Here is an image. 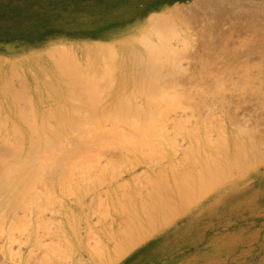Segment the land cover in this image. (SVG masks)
Masks as SVG:
<instances>
[{
  "label": "rangeland",
  "instance_id": "rangeland-1",
  "mask_svg": "<svg viewBox=\"0 0 264 264\" xmlns=\"http://www.w3.org/2000/svg\"><path fill=\"white\" fill-rule=\"evenodd\" d=\"M171 28L174 33L167 36ZM140 37L157 44L162 39L163 45L166 43L175 53L165 52L166 56L163 50L158 55L160 64L151 63L153 60L149 61L151 57H148L150 53L147 51V48L150 51L151 44L146 40L144 44L147 42L149 45L145 48L141 44L143 42L140 43ZM57 59L63 60L61 63L59 61L60 66ZM62 63L65 65L62 66ZM92 103L99 108V112H95L97 115L93 111L98 108L93 107ZM105 103L108 106L105 105L104 112L100 108L102 105L105 108ZM124 108L132 111H129L132 114L123 111ZM51 111L62 114L64 119L58 114L56 118L52 117L54 113ZM125 111L127 118L123 120ZM106 112L109 115L102 116ZM113 115L117 119L123 118L116 120ZM72 118H77L76 123L79 120L82 123L74 128L72 126L76 127V123ZM61 119L67 125L71 124L69 130H74L67 132L68 127ZM68 119L74 123H67ZM11 123H14L15 129L24 130L17 132ZM145 123L153 131L146 133V136H158L152 139L156 142L149 137L153 143L144 139L143 130L146 132L148 128ZM34 125L35 130L27 129ZM142 125L147 128L142 129ZM1 126H4L3 130ZM38 127L41 130L46 128L44 132L48 134L54 127L67 130V134H64L66 141L63 139L64 153L58 152L57 157L62 161L68 155L65 150L69 148L72 151V147H77L75 149H79L80 154L88 155L81 163L79 156L84 155H79L74 149L79 160L71 156L72 164L89 163L90 167L83 165L85 171L82 170V173L91 169L90 174L96 177V180L92 179L94 182L90 180L94 190L92 185H86L89 180L84 176L87 175L80 174L83 175L81 178L79 173H74L77 168L79 170L76 164L77 168L73 165L69 168L73 178L69 176L68 182H72L71 179L74 182L67 185H77L80 178L82 183L79 185L86 187L83 186L85 189L82 190V186L74 188L71 185V188L78 189L71 190L64 182L67 187L64 190V183L59 178L50 177V174H61L62 171L55 167L58 164L51 167L55 169L50 172L55 171L50 173L48 169L51 164L48 163L44 170L46 175L41 181L38 180L41 184L38 183V186L35 182V188L40 189L37 191L39 195L34 194L44 196L46 199L40 197L43 202L47 200L42 214V209L38 208L44 203L33 199L38 207L33 201L31 205L28 202L24 206L22 200L27 195L26 191L19 193L17 190L14 193L10 186L7 187L9 184L2 185L0 190H6L8 194L6 196L4 192L1 196H9L10 199L22 197V200L19 199L24 207L17 202V198L9 200L10 203L9 198L6 200L10 206H6L5 198L0 200V204L4 202L0 206V216L3 217L0 219V264H5L6 258L18 259L23 256L26 259L36 257V262L41 260L46 264H52L55 259H59L55 260L58 264L61 261V264L65 261L68 264H82L78 263L80 260L83 264H264V0H0V137L7 129L5 137L8 136L11 141L5 145L9 139L0 140V145L7 146L10 152L15 146L12 143L16 144L23 138L20 141L23 147L20 154L26 159L25 162L33 164L37 155V159L40 158L37 153L43 144L39 135L43 131L40 133ZM82 127L88 136L83 137L85 141L79 139L77 131L79 143L73 138L76 136L74 131ZM121 132L135 143L146 140L143 142L155 153L146 152L148 147L141 148L140 143V146L135 144L134 147H138L143 155L137 156L136 152L139 153L132 142H126L125 136L124 140L121 139ZM15 133L19 136H16L17 139ZM21 133L26 134V139ZM90 133L95 134L97 139L92 138ZM110 134L116 142L122 140V144L110 141V138L114 139ZM33 136L40 137L42 141L35 139L37 142H33ZM70 142L74 145L70 146ZM30 146L32 148L27 149ZM7 150L3 149L4 152ZM6 152L4 154L10 156ZM213 152L217 153L216 156ZM185 153L190 154L186 156ZM13 155L12 159H7L13 161L11 163L17 159ZM213 155L224 162H214ZM67 158L68 161L69 156ZM127 158L133 162H130L131 159L125 160ZM192 158L197 160H194L197 167ZM237 158H241L240 161ZM129 163H132L131 166ZM61 164L58 165L60 169L64 167L63 162ZM209 164L219 165L213 167L217 172H213ZM172 165H176L178 171ZM65 166L68 167L67 163ZM13 168V179L26 172L24 168ZM172 170L179 175L178 179ZM162 172H165V178L171 184L166 183L170 185L162 183L167 181ZM99 174L104 177L100 178L102 176H97ZM135 175L143 177L138 180L143 186L136 181L138 178ZM195 175L197 181L194 180ZM185 176L191 181H187ZM97 177L104 181L99 183ZM16 181L13 183L17 184ZM52 181H57V184ZM146 181H157L154 184L160 185L161 189L165 184L164 190L171 191L164 193L161 190L166 194L163 195L159 192V186L156 189L153 183H147V189L144 187ZM176 181H179L178 186L175 185ZM191 182L195 183L192 184L194 187L196 184L198 187V182L202 185L194 188ZM182 183L186 184L187 189ZM51 185L53 190L50 189ZM130 185L131 189L127 187ZM95 187L98 188L95 190ZM174 188H180L186 195ZM172 189L176 193L175 199L184 203L178 204L179 200L177 203L175 199L173 203V197H170L174 193ZM164 196H168L167 201ZM28 197L24 199L25 202ZM100 198L103 203L98 201ZM152 203L157 208L151 209L154 207L150 206ZM98 205L102 209L98 210ZM74 207L78 208L76 212L72 210ZM107 207L110 210H107L109 215L105 214V217L103 214ZM146 208H150L151 212ZM175 209H179L178 212ZM100 210L104 212L102 215L99 214ZM153 215H156V220H150L155 219Z\"/></svg>",
  "mask_w": 264,
  "mask_h": 264
},
{
  "label": "bare ground",
  "instance_id": "bare-ground-1",
  "mask_svg": "<svg viewBox=\"0 0 264 264\" xmlns=\"http://www.w3.org/2000/svg\"><path fill=\"white\" fill-rule=\"evenodd\" d=\"M231 1H232V0H231ZM233 1H234V0H233ZM159 15H160V14H159ZM158 17H159V16H158ZM155 19H156V17H155ZM151 21H154V20H151ZM151 23H152V22H151ZM153 23H154V22H153ZM173 26L175 27V25H173ZM152 27H153V26H152ZM174 27H173V28H174ZM173 28L169 29V30H170V33H169V34L167 33V34H166L167 36H169V35H171V34L174 33V29H173ZM168 32H169V31H168ZM142 35H143V34H142ZM144 36H145V35H144ZM167 36H165L164 39H165V38L167 39ZM142 37H143V36H142ZM142 37H140V38L142 39ZM145 37H146V36H145ZM145 37L142 39L143 41L140 40V43L143 42V43H141V44H142L145 48L148 47V46H147L148 43L151 44V45L148 44L149 47H150V51H149L148 48H147L148 53H150V55H149V56L147 55V56H148V57H151V58L149 59V61H150V60H151V61L153 60V62H151V63H156V62L159 63V62H160V61H159V58H158V55H159L160 52H163V50H164L163 54H164L165 52H172L173 55H174L175 52L172 51L173 48H171V47H170L169 45H167L166 43H164V45H163V41H162V39H159L160 43L157 44V43H155V42H154V43H151L152 41H150V39L148 40V38H147L146 40H148L149 42H148V43L146 42V43H145L146 45H145V44H144V42L146 41V40L144 41ZM137 39H138V38H137ZM166 39H165V40H166ZM161 42H162V43H161ZM138 43H139V42H138ZM84 44H85V43H84ZM86 44H87V43H86ZM94 44H97V43H94ZM100 44H102V43H100ZM135 44H136V42H135ZM103 45H104V44H103ZM76 46H77V45H76ZM87 47H88V46H87ZM70 48H71V47H70ZM88 48H89V47H88ZM111 48H112V47H111ZM136 48H137V47H136ZM62 49H63V48H61L60 51H62ZM75 49H77V48H75ZM58 50H59V49H58ZM70 50H72V49H70ZM137 50H138V49H137ZM60 51H59V52H60ZM112 51H113V50H112ZM147 51H146V52H147ZM64 52H65V51H64ZM68 52H69V51H68ZM71 52H72V51H71ZM113 52H114V51H113ZM113 52H112V53H113ZM99 53H100V51H99ZM101 53H102V51H101ZM148 53H147V54H148ZM172 53H171V54H172ZM59 54H60V53H59ZM109 54H110V52H109ZM161 54H162V53H161ZM169 54H170V53H169ZM171 54H170V55H171ZM61 55H62V54H61ZM164 55H166V54H164ZM164 55H163V56H164ZM142 56H143V55H142ZM145 56H146V55H145ZM166 56H167V55H166ZM169 57H170V56H169ZM63 58H64V57H63ZM139 58H140V57H139ZM146 58H147V57H146ZM167 58H168V57H166V59H167ZM147 59H148V58H147ZM57 60H58V63H59V61H60V63H61V61H63V60H59V59H57ZM140 60H141V58H140ZM154 60H155V61H154ZM161 60H162V59H161ZM70 61H71V59H70ZM73 61H74V60H73ZM149 61H148V62H149ZM168 61H169V60H168ZM64 62H65V61H64ZM71 62H72V61H71ZM60 63H59L58 66H60ZM68 63H69V62H68ZM165 63H166V62H165ZM56 64H57V63H56ZM66 64H67V63H66ZM70 64H71V63H70ZM159 64H160V63H159ZM159 64H156V66L159 65ZM63 65H65V63H62V66H63ZM67 65H68V64H67ZM153 65H154V64H153ZM175 65H176V63H175ZM68 66H69V65H68ZM71 66H72V65H71ZM173 66H174V65H173ZM73 68H74V67H73ZM174 68H175V66H174ZM64 70H65V69H64ZM71 70H72V69H71ZM74 71H75V70H74ZM74 71H72V72L74 73ZM66 73H67V72H66ZM68 73H69V72H68ZM70 73H71V72H70ZM73 73H72V74H73ZM86 89H87V88H86ZM86 89H85V90H86ZM88 89H89V88H88ZM88 89H87V90H88ZM90 89H92V88H90ZM87 90H86V91H87ZM89 91H90V90H89ZM91 91H92V90H91ZM92 92H93V91H92ZM94 92H95V91H94ZM94 92H93V93H94ZM92 95H93V94H92ZM121 95H122V94H121ZM90 96H91V94H90ZM90 96H89V97H90ZM117 96H118V95H117ZM122 97H123V95H122ZM124 97H125V96H124ZM124 97H123V98H124ZM90 98H91V97H90ZM95 98H96V96H95ZM95 98H94V99H95ZM119 98H120V97H119ZM96 99H97V98H96ZM120 99H122V98H120ZM89 100H90V99H89ZM91 100H92V98H91ZM91 100H90V101H91ZM97 100H98V99H97ZM101 101H102V100H101ZM101 101H99V102L101 103ZM92 102H93V100H92ZM97 102H98V101H97ZM122 102H123V101L121 100V105H122ZM94 103H95V102H94ZM94 103H92V105H93ZM97 104H99V103H97ZM107 104H108V103H107ZM128 104H129V102H128ZM105 105H106V103L104 104V106H105ZM131 105H132V104H131ZM94 106L97 107V105H95V104L93 105V107H94ZM106 106H108V105H106ZM106 106H105V108H103V105H102V106H101L102 108H100V109H101V110L103 109V111H104V109L106 110ZM96 107H95L94 109H96ZM97 108H98V107H97ZM126 108H128V107H126ZM130 109H131V108H130ZM101 110H100V111H101ZM120 110H121V109H120ZM124 110H127V109L124 108L123 111H124ZM107 111H108V110H107ZM127 111H128V110H127ZM129 111H130V110H129ZM129 111H128V114H129ZM51 112L55 114V112H53V111H51ZM51 112H50V113H51ZM56 112H57V111H56ZM93 112H94V114H96L95 112H99V108H98V110H94ZM93 112H92V113H93ZM104 112H105V111H104ZM104 112H100V113L102 114V113H104ZM130 112H132V111H130ZM52 113H51V114H52ZM107 113H108V112H106V115H102V116H107V115H109V114H107ZM118 113H119V112H118ZM122 113H123V112H122ZM122 113H121V115L124 117V115H123ZM54 114L52 115V117L55 116V118H56V116L61 115V117L63 118L62 114H60V113H57L58 115H57V114L54 115ZM94 114H93V115H94ZM97 114H98V113H97ZM97 114H96V115H97ZM101 114H99V115H101ZM124 114H125V117H124V118L121 116V117L123 118V120H124L125 118H127V116H126V115H127L126 111H125ZM131 114H132V113H131ZM131 114H129V115H131ZM49 115H50V114H48V116H49ZM116 115H117V114H116ZM116 115H113V116L115 117ZM119 115H120V113L118 114V116H119ZM129 115H128V116H129ZM79 116H80V115L77 114V117H79ZM52 117H51V115H50V118H52ZM59 117H60V116H59ZM81 117H82V116H81ZM110 117H111V116H110ZM67 118H71V116H70V117H67ZM79 118H80V117H79ZM115 118H116V117H115ZM119 118H120V117H118V119H119ZM122 118H120V119H122ZM46 119H47V118H46ZM57 119H59V118H57ZM63 119H64V118H63ZM75 119H77V118H75ZM75 119L72 118V120H73L74 122L77 121V120H75ZM80 119H81V118H80ZM85 119H86V118H85ZM113 119H114V118H113ZM118 119L116 118V120H118ZM120 119H119V120H120ZM11 120H12V119H11ZM14 120H15V119H14ZM33 120H34V119H33ZM41 120H42V121L44 120L43 117H42ZM48 120H50V119H48ZM48 120H47V121H48ZM61 120H62V119H61ZM72 120H71V119H70V120L68 119V122H67V123H69V121L73 122ZM111 120H112V119H111ZM114 120H115V119H114ZM114 120H112V122H113ZM116 120H115V121H116ZM47 121H46V122H47ZM57 121H58V120H57ZM66 121H67V119H66ZM79 121H80V120H79ZM79 121H78L77 123L75 122V123H76V127H75V126H72V127L77 128V127H78L77 124H78V123H82L81 121H80V122H79ZM62 122L64 123L65 120H64V121L62 120ZM71 122H70V123H71ZM74 122H73V123H74ZM117 122L119 123V121H117ZM1 123H2V122H1ZM6 123H7V122H6ZM49 123H50V122H49ZM73 123H72V124H73ZM151 123H152V122H151ZM151 123L149 122V124H151ZM11 124H13V125H12V126H14L13 129H14V130H17V132H18V131L20 132V131L24 130V129H15L16 126L14 125V123H11ZM53 124H54V123H53ZM55 124H56V123H55ZM58 124H59V123H58ZM58 124H57V126H58ZM61 124H62V123H61ZM64 124H66V123H64ZM84 124H85V123H84ZM147 124H148V123H145V126H147ZM6 125H7V124H6ZM62 125H63V124H62ZM66 125H67V124H66ZM70 125H71V124H70ZM70 125H67V127L70 126ZM152 125H153V124H151V126H152ZM18 126L21 127L20 125H18ZM29 126H30V125H29ZM29 126H28V128H27V127H26V128H27V129H31V130H35V129H34V128H35V125H34V126H31L30 128H29ZM54 126L56 127V125H54ZM143 126H144V125H142V129L148 127V128L145 130L146 132H144V130H143V134H144V135L142 134L143 136L147 137V138L144 137V139H147V141L144 140V139L142 138V136H141V138L143 139V140L141 139L142 142L139 141V142L141 143V148H142V146H144V147L146 146V147H148V150H147L146 152H150V153L153 152V153H155L154 150H153V148H150V146H147V143H146V142L149 141V139L152 140V139L154 138L155 135H154V136L152 135L151 138L149 137L150 135H149V136H146V133L149 132L148 134H150L151 129H149L150 126H147V127H145V126L143 127ZM2 127H4V126H1V129H2ZM5 127H6V126H5ZM9 127H10V126H9ZM9 127H8V128H9ZM41 127H43V126H41ZM41 127H40V128H41ZM55 127H54V128L52 127L53 129H50L49 127H47L48 129H50V133H49V134L46 133V132H44L46 128H45L44 130H41V129L38 127V128L40 129V130H39L40 133L43 131L41 134H39L40 137H41V139H43V144H42L43 146L41 145L42 148L39 147L40 150H39V153H37V154L40 155V156H39V157H40L39 159H40L41 161H40L39 159H37V158H38V155L36 156V153H35V156H36V157H35V159H33V160L35 161V163H37L38 161L40 162V163H37V165L34 163V161H33V164H32V163H29V164H28L27 161L25 162L26 159L23 158L24 156L21 155V154H22V150H21V149H23V147L21 148V146H22V145H21V144H22V143H21V142H22L21 140H23V138L20 140L21 142H20V141L15 142L16 144L12 143V145H15V146H13L14 149H12L13 151H10V152H12V153H10V152L7 150V146L5 147V145L10 144V142H11V141H10V138H7L8 136L5 137V136H6L5 134L7 133V129H6V133L3 132V134L5 133L4 136H1V137L5 138V139H1V137H0V140H1V141H2V140H3V141H6L7 139H9V141H6V142L4 143V144H5L4 146H3V145H0V151H1V153H0V154H1V155H0V187H1L2 185H5V184L7 183V185H8V184H9V185H8V186L6 185V186H7V187L10 186L11 189L14 190V193H15L17 190L19 191V193H20L21 191H23V190L26 191L25 193H26L27 195H30L31 198H30V196L28 197L27 195H25V197L23 198V200H22V197H18V198L16 197V198L18 199L17 202H19V204H20V203L22 204V201L25 202L24 199H25L26 197H28V199H26L27 201L25 202V204H24V202H23V205H24V206H25L28 202H29V203H30L31 201L35 202L34 200H36V201H38V202L41 201L40 204H42V203H44V204H42L43 207H42V205H41V206L38 208V210L42 209L43 212H42V210L40 211L42 214L44 213V209H45L44 206H45V202H47V200H45V202H43L44 200H42V199L45 198L44 196H42V195L40 196L41 198L43 197L42 199H41L39 196H36V195L38 194L37 191H38L40 188H39V187H38V188H35V184H36L35 182H37V184H38V183H39L38 180L41 181L42 178H43V176L46 175V171H44V170L47 168L48 163L51 164V166L49 165V168H50V169H48L49 172H50V170L55 169V168H51L52 166L54 167V164H56V165L58 164V165H59V163H60V165H62L61 162H63V165H64V161H63V160H65V159L69 156V160H70V162H69V160L67 161L68 158L65 160V162L67 163L68 167L65 166L66 163H65L64 167H62L63 170H62V168L60 169V167H59L58 165L55 166V167L58 168V169L56 168L58 171H60V170L62 171L61 174H60L59 172H58V174L56 173V175L54 174L55 176H51V174H50V177H56V178H59L60 181H62L63 183L65 182L66 185H67V184L69 185V183L74 182V181H73L74 179H71L72 182H68V181H70V177L73 176V175H70V174H71V173H70L71 171H70L69 168H70L71 165H73V166H75V164L78 165L77 162L72 164V157H71V156H73L74 159H76V158L78 157V154H79V155L82 154V152H81V154H80V152H78V151H80L79 149H78V150L75 149V148H77V147H75V148L72 147V151H73V152L70 151V150H68L69 148H67V150H65V153H67L68 155H66V156H67L66 158L64 157L65 159H64L63 157L60 156V158H63L62 161H61V159H59V157H57V155L60 154V153H58V152L64 153L63 151H64V148H65V147H64L63 139L66 138V137L64 138V136H65L64 134L66 133V132H65L66 129H63V128L61 129V128H59V127H61V125H60L59 127H57V128H55ZM154 127H155V126H154ZM181 127H183V126H181ZM10 128L12 129V127H10ZM17 128H18V127H17ZM24 128H25V126H24ZM43 128H44V127H43ZM64 128H65V127H64ZM74 128H73V129L70 128V130L72 129V131H73ZM83 128H84V127H82L81 129H77V130H75V131H74L75 133L73 132L74 135H76V136L73 137V138H76L77 142H78L79 139H83V137H84L85 135L88 134V132H87L85 129H83ZM177 128H179V126H178ZM11 129H8V130H11ZM114 129H115V128H114ZM114 129H113V130H114ZM148 129H149V131H147ZM164 129H165V127L162 128L161 130H164ZM181 129H182V128H181ZM2 130H3V129H2ZM36 130H37V133H39V132H38V129H36ZM68 130H69V127H68ZM70 130H69V131L66 130V131H67V132H70ZM116 130H118V129H116ZM174 130H176V129H174ZM182 130H184V128H183ZM0 131H1V130H0ZM25 131H26V130H25ZM29 131H30V130H29ZM77 131H78V132H77ZM158 131H159V129H158ZM176 131H177V130H176ZM8 132H9V131H8ZM10 132H12L11 134H13V131H12V130H11ZM10 132H9V133H10ZM15 132H16V131H15ZM76 132L80 135V138H79V136H78V134H77ZM105 132L108 133L107 131H105ZM111 132L115 133V130L112 131V129H111ZM111 132H110V130H109V133H111ZM151 132H153V131H151ZM159 132H161V131H159ZM162 132H163V131H162ZM109 133H108V134H109ZM116 133H117V135H116ZM116 133H115V135H116V136H119V135H118V132H116ZM157 133H158V132H157ZM167 133H168V131H167ZM176 133H177V132H176ZM21 134H22V137L24 136V138L26 139V134H23V133H21ZM27 134H28V133H27ZM31 134H32V133H30V135H31ZM66 134H67V133H66ZM81 134H82V135H81ZM90 134H92V138H95V137H96L95 134H93V133H90ZM148 134H147V135H148ZM181 134H182V133H181ZM13 135H14V134H13ZM71 135H72V134H71ZM93 135H94V136H93ZM96 135H97V134H96ZM110 135H111V134H110ZM156 135H157V134H156ZM162 135H163V134H162ZM162 135H161V136H162ZM174 135H175V134H174ZM177 135H178V134H177ZM16 136H18V135L15 133V137H16ZM35 136H36V135H35ZM35 136H33V137H35ZM66 136H68V135H66ZM69 136H70V135H69ZM87 136H88V135H87ZM111 136L113 137V135H111ZM120 136H123V137H121V139H123V140H124V138L126 137V142H127L128 140H129V143L132 142L131 144H133V147L135 146V144L138 145V146H140V143H138V142L135 143L133 139H131V138H130V139H127V136H126L125 133H122V132H121V133H120ZM124 136H125V137H124ZM165 136H166V135H165ZM165 136H164V137H165ZM175 136H176V135H175ZM178 136H179V135H178ZM10 137H11V135H10ZM12 137H14V136H12ZM18 137H19V136H18ZM40 137H39V138H38V137L33 138V139H34L33 142L36 141L37 139L40 140ZM148 137H149V139H148ZM162 137H163V136H162ZM162 137H161V138H162ZM20 138H21V137H20ZM67 138H68V137H67ZM77 138H79V139H77ZM113 138H114V137H113ZM118 138H120V137H118ZM157 138H158V136H157V137L155 136V139H157ZM221 138H222V136H221ZM16 139H17V137H16ZM16 139L14 138L13 140L15 141ZM35 139H36V140H35ZM68 139H69V138H68ZM90 139H91V138H90ZM96 139H97V137H96ZM110 139H111L110 141H113V140H114V143H115V144H116V143H118V144L121 143V144H122V142H123L122 140H121V142H116V139H115V138H114V139L110 138ZM155 139H154V140H155ZM190 139H191V138H190ZM192 139H193V138H192ZM11 140H12V139H11ZM83 140L85 141V139H83ZM83 140H81V141H83ZM98 140H99V138H98ZM130 140H131V141H130ZM154 140H152V141L154 142ZM162 140H163V139H162ZM37 141H38V140H37ZM37 141H36V142H37ZM40 141H42V140H40ZM40 141H39V142H40ZM65 141H66V139H65ZM65 141H64V142H65ZM67 141H68V140H67ZM143 141H146V142H143ZM152 141H149V142L153 143ZM156 141H157V140H155V142H156ZM158 141L161 142V140H158ZM194 141H195V140H194ZM206 141H208V140H206ZM211 141H212V140H211ZM215 141H216V140H215ZM215 141H214V142H215ZM8 142H9V143H8ZM12 142H13V141H12ZM24 142H25V141H24ZM29 142H30V139L28 140V143H29ZM36 142H35V144H36ZM68 142H69V141H68ZM72 142H73V141H72ZM77 142L74 141L73 143L76 144ZM133 142H134V143H133ZM6 143H7V144H6ZM19 143H20V144H19ZM28 143H27V144H28ZM79 143H80V140H79ZM82 143H83V142H82ZM144 143H146V144H144ZM158 143H159V142H158ZM199 143H200V141L197 142L196 144H199ZM24 144H25V143H24ZM33 144H34V143H32V146H33ZM74 144H71V142H70V146H72V145H74ZM118 144H117V145H118ZM121 144H120V145H121ZM142 144H143V145H142ZM161 144H163V143H161ZM168 144H169V142H168ZM201 144H202V141H201ZM204 144H205V143H203V145H204ZM20 145H21V146H20ZM36 145H38V143H37ZM79 145H80V144H79ZM152 145H153V144H152ZM210 145H211V144H210ZM1 146H3V147L5 148V150H7V152H6V151H5V152H6L7 154L9 153L10 156H7L6 154H4V153H5V152L3 151L4 148H3V147L1 148ZM25 146H26V145H25ZM25 146H24V147H25ZM27 146H28V145H27ZM38 146H39V145H38ZM208 146H209V145H208ZM212 146H214V143H213ZM8 147H9V146H8ZM193 147H194V146H193ZM204 147H205V145H204ZM19 148H20V149H19ZM31 148H32V147L30 146V147L27 148V149H31ZM134 148H135V150L138 151V153H139V150H138L139 148H138V147H137V148L134 147ZM141 148H140V152H141ZM201 148H202V145H200V149H201ZM208 148H209V147H208ZM210 148H211V147H210ZM212 148H214V147H212ZM17 149H18V150H17ZM27 149H26V150H27ZM41 149H42V150H41ZM62 149H63V150H62ZM74 149H75V152H77L78 154L74 153ZM143 149H144V148H143ZM146 149H147V148H146ZM146 149H145V150H146ZM9 150H10V149H9ZM19 150H20L21 152H19ZM76 150H77V151H76ZM150 150H151V151H150ZM162 150H163V149H162ZM28 151H29V150H28ZM28 151H27V152H28ZM40 151H41L42 154L40 153ZM66 151H67V152H66ZM81 151H82V150H81ZM15 152H16V153H15ZM18 152H19V153H18ZM71 152H72V154H73V153H74V154L72 155ZM160 152H161V150H160L158 153L160 154ZM214 152H215V151H214ZM214 152H213L214 155L217 154V153L220 154L218 151H216L217 153H214ZM240 152H241V151H240ZM13 153H14L13 156L17 157L18 161H17V159H15L16 162L14 161V163H11V162H13V161H8L7 159H10L9 157H11V159H12L13 157L11 156V154H13ZM20 153H21V154H20ZM83 153H85V152H83ZM141 153H142V152H141ZM141 153L137 154V152H136V155H137V156H138V155H139V156L143 155V154H141ZM194 153H195V151H194ZM247 153H248V151H247ZM2 154H4V156H6L7 158H5ZM15 154H16V155H15ZM25 154H28V153L25 152ZM25 154H24V155H25ZM134 154H135V153H134ZM140 154H141V155H140ZM147 154H148V153H146V155H147ZM162 154H163V152H162ZM185 154H186V153H185ZM189 154H190V153H189ZM189 154H186V156H188ZM61 155H62V154H61ZM75 155H76V156H75ZM82 155H84V156H82ZM82 155H81L82 157L79 156V158H82V159H83V160L81 159V163H82L83 161H85V160L87 159V156H88V155L85 156V154H82ZM126 155H127V154H126ZM148 155H149V154H148ZM214 155L212 156V158H215V159H213L214 162L220 160V159L217 160L216 157H215L216 155H215V156H214ZM127 156H128V155H127ZM134 156H135V155H134ZM149 156H150V155H149ZM25 157H26V156H25ZM85 157H86V159H85ZM128 157H129V156H128ZM144 157H145V155H144ZM249 157H250V156H249ZM261 157H263V155H262ZM125 158H126V157H125ZM135 158H137V157L135 156ZM139 158H140V160H141V157H139ZM186 158L188 159V157H186ZM217 158H218V157H217ZM243 158H244V155H243ZM259 158H260V157H259ZM129 159H131V158H127V159H125V160H129ZM132 159H134V158L132 157ZM132 159L130 160V162L132 161ZM150 159H151V158H150ZM192 159H193V158H192ZM223 159H224V158H223ZM238 159H239V158H237V160H238ZM240 159H241V158H240ZM240 159H239V161H240ZM244 159H245V158H244ZM250 159H251V158H249V160H250ZM261 159H263V158H261ZM23 160H24V161H23ZM76 160H77V159H76ZM76 160H74V161H76ZM78 160H79V159H78ZM78 160H77V161H78ZM143 160H144V159H143ZM151 160H152V159H151ZM188 160H189V159H188ZM194 160H195V159H193V161H194ZM215 160H216V161H215ZM233 160H234V159H232V161H233ZM237 160H236V161H237ZM249 160H248V161H249ZM74 161H73V162H74ZM144 161H146V160H144ZM149 161H150V160H149ZM189 161H190V160H189ZM195 161L197 162V160H195ZM195 161H194V163H195ZM220 161H222V160H220ZM220 161H218V163H219ZM241 161H242V160H241ZM256 161H257V160H255V162H256ZM258 161H259V160H258ZM258 161H257V162H258ZM68 162H69V163H68ZM128 162H129V161H127V163H128ZM132 162H133V161H132ZM134 162H135V161H134ZM136 162H137V161H136ZM136 162H135V163H136ZM139 162H140V161H139ZM190 162H191V161H190ZM212 162H213V161H212ZM222 162H224V161H222ZM79 163H80V162H79ZM135 163H134V164H135ZM194 163L192 162V164H194ZM34 164H35L36 166H35ZM84 164H87V162H84ZM84 164H83V165H84ZM130 164H132V163H129L128 165H130ZM134 164H133V165H134ZM138 164H139V163H138ZM189 164H190V163H189ZM195 164H196V163H195ZM195 164H194V165H195ZM216 164H217V163H216ZM219 164H220V163H219ZM20 165H21V166H20ZM39 165H40V166H39ZM83 165H80V164L78 165V166H79V170L81 169L80 172H79V170H78V168H77L78 166H77V167L75 166V168H77L78 171L76 170L77 172L74 171V173H75V174H76V173H77V174L79 173L78 176H79L80 174H83V173H82V172H83L82 170H84L83 167H85V166H83ZM148 165H149V163H148ZM150 165H151V163H150ZM173 165H174V164H173ZM173 165H172V166H173ZM199 165H201V164H199ZM205 165H206V164H205ZM209 165H210V164H209ZM226 165L228 166V164H226ZM37 166H38V167H37ZM80 166H82V168H80ZM130 166H131V165H130ZM175 166H176V165H175ZM175 166H173V167H174V170H175V169L177 170V168H175ZM181 166H183V165H181ZM187 166H189V165H187ZM206 166H207V165H206ZM210 166H212V165H210ZM214 166H215V165L212 166V170H214V168H213ZM216 166H219V165H216ZM216 166H215V167H216ZM221 166L223 167V165H221ZM221 166L218 167V168H221ZM13 167H16L15 170L24 168V169L26 170V172L24 171V173H22V175L18 174V176H20V177H18V178H14V179H13V177H12V173L14 172V168H13ZM86 167H90L89 163L86 165ZM91 167H92V166H91ZM176 167H177V166H176ZM178 167H179V166H178ZM193 167H194V166H193ZM193 167H192V168H193ZM196 167H197V164H196ZM64 168H66V169H64ZM92 168H93V167H92ZM171 168H172V167H171ZM190 168H191V167H190ZM207 168H209V166H208ZM89 169H90V168H89ZM180 169L182 170V168H180ZM180 169H179V170H180ZM187 169H188V168H186V170H187ZM193 169H194V168H193ZM200 169H201V168H200ZM215 169H216V168H215ZM223 169H226V168L223 167ZM223 169H222V170H223ZM87 170H88V169H87ZM181 170H180V171H181ZM210 170H211V167H210ZM212 170H211V171H212ZM216 170H218V169H216ZM219 170H220V169H219ZM219 170H218V171H219ZM43 171H44V172H43ZM54 171H55V170H53V172H50V173H54ZM84 171H85V170H84ZM88 171H89V173H88ZM88 171H86V172H85L86 174L84 173L83 175H87V176H84V177L87 178V179L89 180V183H86V185L89 184V185H87V187H89L90 185H92V188H93V184H91V183L94 182V180L92 181V179H93L94 177H92V175L90 174L91 169L88 170ZM145 171H146V170H145ZM147 171H148V170H147ZM163 171H164V169H163ZM172 171H173V170H172ZM177 171H178V170H177ZM225 171H226V170H225ZM101 172H104V171L102 170ZM165 172H167V171L165 170ZM165 172H162V173L164 174ZM173 172H174V174H176L175 171H173ZM194 172H196V171L194 170ZM200 172H201V171H200ZM213 172H217V171L214 170ZM223 172H224V171H223ZM162 173H160V175H161ZM186 173L189 175V172H186ZM196 173H197V172H196ZM23 174H24V175H23ZM59 174H60V176H59ZM77 174H76V175H77ZM88 174H90V175H88ZM101 174H103V173H101ZM101 174H99V175H97V176H102V177H100V178H103L104 176L101 175ZM147 174H148V173H147ZM163 174H162V175H163ZM166 174H169V173L167 172ZM166 174H164V178L166 177ZM192 174H193V173H192ZM194 174H195V173H194ZM220 174H221V172H220ZM227 174H228V172H226V175H227ZM52 175H53V174H52ZM83 175H80V177L83 176ZM162 175H161V176H162ZM171 175H172V174H171ZM176 175H178V174H176ZM198 175H199V174H198ZM198 175H197V176H198ZM215 175H216V174H215ZM13 176H14V175H13ZM57 176H59V177H57ZM69 176H70V177H69ZM74 176H75V175H74ZM88 176H89V178H90V176H91L92 178L89 179ZM135 176L137 177L138 175H135ZM135 176H134V177H135ZM145 176H146V174H145ZM148 176H149V174L147 175L146 179H148ZM155 176H156V174H155ZM157 176H158V175H157ZM174 176H175V175H174ZM200 176H203V175H199V177H200ZM211 176H212V175H211ZM219 176H220V175H219ZM162 177H163V176H162ZM167 177H168V176H167ZM178 177H179V175L177 176V179H178ZM191 177H192V175H191ZM195 177H196V175H195ZM212 177H213V176H212ZM221 177H222V176H221ZM221 177H220V178H221ZM56 178H55V179H56ZM71 178H73V177H71ZM74 178H76V176H75ZM78 178H79V177H78ZM81 178H82V177H81ZM137 178H138V179H136V181L138 182L139 178H143V177H141V175H140V177H137ZM144 178H145V177H144ZM158 178H159V177H158ZM170 178H171V177H169L168 179H170ZM172 178H173V175H172ZM172 178H171V179H172ZM184 178H185L186 180L188 179L187 176H185ZM184 178H183V179H184ZM202 178H204V176H203ZM53 179H54V178H53ZM76 179H77V178H76ZM76 179H75V180H76ZM94 179L96 180V177H95ZM156 179H157V178H156ZM165 179H166V178H165ZM165 179H162V180H165ZM183 179H181V181H182ZM185 179H184V180H185ZM189 179H190V177H189ZM193 179H194V178H193ZM207 179H208V178H207ZM14 180H18L19 182L16 181L17 184H16V183H13ZM59 180H58V182H59ZM88 180H87V181H88ZM90 180H91L92 182H91ZM97 180H99V183H101V182L104 181V179H103V180H102V179H98V177H97ZM101 180H102V181H101ZM131 180H132V179H131ZM133 180H134V178H133ZM133 180H132V181H133ZM141 180H142V179H141ZM149 180H151L150 177H149ZM154 180H155V179H154ZM166 180H167V179H166ZM174 180H175V179H174ZM194 180L197 181V177H196ZM217 180H219V178H217ZM78 181H79V182H78ZM78 181L76 180V182H78L77 185H76L75 183H74V185H73V184H71V185L74 186V188H78V187H75V186H78L79 183H82V182H80V181H82V180L79 178ZM85 181H86V180H85ZM181 181H180V182H181ZM187 181L190 182L191 180H187ZM187 181H186V184H187ZM154 182H157V181H152V182H151V181H148V182L146 181V182H145L146 185L144 184V187H145V186H146V187L148 186L147 183H150V184L153 183L152 186L154 185L153 187H154V188L156 187V189H158L157 187L159 186V189H160L159 192H160L161 194H163V193L161 192V190H164L165 187H166L167 185H170V184H171L168 180H167V181H162V183L164 182L165 184H167L166 182H169L170 184H167V185H165V184L163 185V184H162V187H163V186H165V187H164V189H163V188L161 189V188H160L161 186L158 185L157 183H156V186H155ZM158 182H159V181H158ZM172 182H173V180H172ZM176 182H177V184H175V183H174V184L178 186V185H179V184H178L179 181H176ZM182 182H185V181H182ZM189 182H188V184H189ZM192 182H194V181L192 180ZM192 182H191L190 184H191V185H192V184L194 185L195 183H192ZM200 182H201V181H200ZM19 183H21V184H19ZM22 183H23V184H22ZM52 183H53V181H52ZM54 183L57 184V181L54 182ZM54 183H53V184H54ZM65 183L62 184V183L60 182V186H61V184L63 185V187L65 186V187L63 188L64 190H65V188H67L66 185H65ZM132 183H133V185L136 184V183H134V182H132ZM138 183L141 185L140 181H139ZM143 183H144V182H143ZM217 183H218V182H217ZM15 184H16L17 186H18V184H19L18 187H20V185H22V186H21L20 188H18ZM39 184H41V183H39ZM39 184H38V186H39ZM150 184H149V187H150ZM160 184H161V183H160ZM182 184L184 185V183H182ZM182 184H181V185H182ZM186 184L184 185V186H185L184 188H186ZM68 185H67V186H68ZM71 185H70V187L68 186V188H70L71 190H78V189H73V187L71 188ZM95 185H96V184H95ZM122 185H124V184H122ZM122 185H120V186H118V187H121ZM126 185H129V184H126ZM137 185H138V184H137ZM140 185H138V186H140ZM157 185H158V186H157ZM175 185H174V186H175ZM181 185H180V186H181ZM183 185H182V186H183ZM193 185H192V187H194ZM199 185H202V184H201V183L199 184V182H198V187H199ZM213 185H214V184H213ZM6 186H5V189L7 188ZM36 186H37V185H36ZM57 186H58V185H57ZM60 186H59V189L62 188V187L60 188ZM81 186H82V187H81ZM83 186H85V185H82V184L79 185V187H81L82 190L85 189ZM96 186H98V185H96ZM138 186H137V187H138ZM141 186H143V185H141ZM152 186H151V187H152ZM172 186H173V185H172ZM174 186H173V187H174ZM180 186H179V187H180ZM211 186H212V185H211ZM22 187H23V188H22ZM54 187H55V186H54ZM85 187H86V186H85ZM114 187H115V186H114ZM127 187L131 189V185H130V187H129V186H127ZM127 187H126V188H127ZM195 187L198 188V187H197V184L195 185ZM195 187H194V188H195ZM52 188H53V187H52V185H51V188H50V189L53 190ZM55 188H58V187H55ZM90 188H91V187H90ZM97 188H98V187H97ZM97 188L95 187V190H96ZM126 188H124L123 190H125ZM175 188H178V187H175ZM175 188H174V189H175ZM184 188L182 187L181 189L185 191ZM8 189H9V188H8ZM35 189H36V190H35ZM48 189H49V187H48ZM50 189H49V190H50ZM79 189H80V188H79ZM81 189H80V190H81ZM87 189H88V188H87ZM113 189H114V188H113ZM144 189H146V188H144ZM147 189H149V188L147 187ZM151 189H152V188H150V190H151ZM170 189H171V186H170ZM181 189H180V188L178 189V190H180V192H179L178 190H176V189H175V190H176L178 193H181V194H182L183 191H181ZM186 189H187V188H186ZM33 190H35V191L33 192ZM61 190H62V189H61ZM66 190H69V189H66ZM88 190H89V189H88ZM90 190H91V189H90ZM92 190H94V188H93ZM121 190H122V189H121ZM139 190H140V188H139ZM172 190H173V189H172ZM200 190H201V188H200ZM0 191H1V190H0ZM152 191H153V190H152ZM164 191H165V190H164ZM168 191H171V190H168ZM168 191H165L164 193H166V192H168ZM195 191H197V192H199V193L202 192V191L200 192L199 190H196V189H195ZM1 192H2V194H0V196L3 195L4 192H5V193H4L5 195L8 194V193H6V190H4V192H3V191H1ZM1 192H0V193H1ZM49 192H50V191H49ZM52 192H53V191H52ZM173 192H174V190H173ZM187 192H188V191H187ZM197 192H195V193L197 194ZM9 193H11V192H9ZM34 193H36V195H35ZM160 193H159V194H160ZM168 193H169V192H168ZM178 193H177V194H178ZM133 194H134V193H133ZM174 194H175V195H174ZM5 195H4L5 200H3L4 198H3L2 196H1L2 198L0 197V200L2 199L3 201H6V200L9 198V199H8V202H9V200H11V199H13V200L16 199V198H13V197H11V199H10L9 196H8V198H7V197H6L7 195H6V196H5ZM15 195H16V194H15ZM32 195L35 196V198L37 197V199H35L34 197L32 198ZM38 195H39V194H38ZM53 195H54V194H53ZM99 195L101 196V194H99ZM99 195H98V196H99ZM142 195H143V194H142ZM163 195H166V194H163ZM183 195H186V194L183 193ZM22 196H23V195H22ZM168 196H170V195L168 194ZM168 196H167V197H168ZM175 196H176V193L174 192L173 195H171L170 197H173V200H174L175 198H177V197H175ZM199 196H200V195H199ZM105 197H106V196H105ZM164 197H165V200H166L167 197H166V196H164ZM170 197H169V199H171ZM19 198H20L22 201H21ZM38 198H40V199H38ZM122 198H124V197H122ZM158 198H159V197H158ZM182 198H183V197H182ZM197 198H199V197H197ZM30 199H31V200H30ZM33 199H34V200H33ZM45 199H46V198H45ZM131 199H132V198H131ZM167 199H168V198H167ZM19 200H20V201H19ZM29 200H30V201H29ZM52 200H53V199H52ZM162 200H163V199H162ZM162 200L160 201L161 203H163ZM165 200H164V202H165ZM175 200H176V202H177V200H179V199H175ZM175 200H174V202H173L174 204H175ZM184 200L186 201L187 199H184ZM3 201H2V202H3ZM48 201H51V200L49 199ZM98 201H102L101 203H103V200H101V198L98 199ZM139 201H140V200H139ZM166 201H167V200H166ZM169 201H170V200H169ZM0 202H1V201H0ZM17 202H16V203H17ZM107 202H108V201H107ZM124 202H126V201H124ZM145 202H146V201H145ZM147 202H148V201H147ZM153 202H155V201H153ZM157 202H158V201H157ZM171 202H172V201H171ZM171 202H170V204H172ZM180 202H181V201L179 200V203H178V202H177V203L180 204ZM182 202H183V200H182ZM182 202H181V203H182ZM186 202H187V201H186ZM195 202H196V201H195ZM3 203H4V202H3ZM3 203H2V204H3ZM6 203H7V201L5 202V204H6ZM9 203H10V202H9ZM9 203H8V205L6 204V206H10ZM108 203H109V202H108ZM122 203H123V202H122ZM133 203H134V201H133ZM141 203L144 204L143 202H141ZM166 203H167V202H166ZM177 203H176V204H177ZM183 203H184V202H183ZM187 203H189V202H187ZM2 204H0V206H1ZM21 204H20V205H21ZM33 204H34V205H37L38 203L35 202V203H33ZM33 204H32V205H33ZM167 204H168V203H167ZM17 205H18V204H17ZM23 205H21V206L24 207ZM30 205H31V203H30ZM30 205L28 204V206H30ZM50 205H51V204H50ZM105 205L108 206V204H105ZM105 205H103V206L105 207ZM133 205L135 206V203H134ZM144 205H145V204H144ZM144 205H143V206H144ZM153 205H154V204L152 203V205H150V206H153ZM188 205H189V204H188ZM3 206H4V205H3ZM18 206H19V205H18ZM18 206H16V207H18ZM26 206H27V205H26ZM77 206H78V205H77ZM127 206H128V205H127ZM127 206H126V207H127ZM145 206H146V205H145ZM155 206H156V205H154L153 208L151 207V209H154ZM158 206H159V205H158ZM163 206H164V205H163ZM163 206H162V207H163ZM170 206H171V205H170ZM179 206H180V205H178V207H179ZM181 206H182V204H181ZM181 206H180V207H181ZM4 207H5V206H4ZM13 207H14V205H13ZM13 207H12V208H13ZM19 207H20V206H19ZM30 207H31V206H30ZM32 207H33V206H32ZM37 207H38V205H37ZM122 207H123V206H122ZM146 207H147V206H146ZM148 207H149V206H148ZM162 207H158V208L161 210ZM164 207H166V205H165ZM164 207H163V208H164ZM182 207H183V206H182ZM25 208H27V207H25ZM28 208H29V207H28ZM71 208H72V207H71ZM99 208H100V205H98V210H99ZM156 208H157V206H156ZM16 209H17V208H16ZM31 209H32V208H31ZM35 209H36V208H35ZM77 209H78L77 207H74L72 210H73V212H76ZM100 209H102V208H100ZM147 209H148V208H146V210H147ZM151 209L149 208L148 210L150 211ZM159 209H157V211H158ZM1 210H2V209H1ZM1 210H0V211H1ZM14 210H15V209H14ZM29 210H30V209H29ZM38 210H37V212H38V214H40ZM67 210H68V209H67ZM107 210H110V209H108V207H107V209L104 211L105 213L103 212V210H100V212H99V211H98V212H99L100 215H102V214L104 213L103 215L105 216V214L109 215V212H108ZM143 210H144V209H143ZM148 210H147V211H148ZM160 210H159V211H160ZM175 210H177V209H175ZM178 210H179V209H178ZM178 210H177V212H178ZM101 211H102V212H101ZM147 211H146V212H147ZM159 211H158V212H159ZM3 212H4V211H3ZM6 212H7V211H6ZM30 212H31V211H30ZM35 212H36V210H35ZM37 212H36V213H37ZM73 212H72V214H73ZM150 212H151V211H150ZM165 212H166V211H163L164 214H166ZM8 213H9V212H8ZM91 213H92V212H91ZM96 213H97V212H96ZM101 213H102V214H101ZM135 213H136V212H135ZM38 214H37V215H38ZM42 214H40V215H42ZM154 214H156V212H154ZM160 214H161V213H160ZM171 214H172V213H171ZM93 215H94V214H93ZM151 215H152V214H151ZM35 216H36V215H35ZM73 216H74V214H73ZM73 216H72V217H73ZM131 216H132V215H131ZM131 216H130V217H131ZM133 216H134V215H133ZM140 216H141V215H140ZM148 216H149V214H148ZM153 216H155V219H153V218L151 219V218H150V220H156V215H153ZM153 216H151V217H153ZM166 216H167V215H166ZM170 216H171V215H170ZM1 217H2V216H0V219H1ZM41 217H42V216H41ZM41 217H40V218H41ZM91 217H92V216H91ZM105 217H106V216H105ZM157 217H158V216H157ZM167 217H168V216H167ZM172 217H173V215H172ZM2 218H3V217H2ZM5 218H6V217H5ZM37 218H38V217H37ZM42 218H43V217H42ZM87 218H88V217H87ZM103 218H104V217H103ZM128 219H129V218H128ZM133 219H134V218L132 217V220H133ZM136 219H137V218H136ZM129 220H130V219H129ZM147 220H148V219H147ZM147 220H146V221H147ZM150 220H149V221H150ZM159 221H160V220H159ZM153 222L155 223V221H152V222L150 221V223H152V224H153ZM157 222H158V221H157ZM161 222H162V220H161ZM0 223H1V220H0ZM87 223H88V222H87ZM117 223H118V222H117ZM125 224H126V223H125ZM131 225H132V224H131ZM149 225H151V224H149ZM155 225H156V224H154V225H152V226H155ZM152 226H151V227H152ZM158 226H159V224L157 223V227H158ZM87 227L89 228V226H87ZM132 227H133V226H132ZM144 229H145V228H144ZM138 230H139V229H138ZM148 230H149V229H148ZM150 230H151V229H150ZM118 231H120V230L118 229ZM87 232H88V230H87ZM91 232H92V231H91ZM91 232H90V233H91ZM142 232H143V231H142ZM92 233H93V232H92ZM111 233H112V232H111ZM143 233H145V231H144ZM147 233H148V232H147ZM142 235H143V234H142ZM91 236H92V235H91ZM132 236H133V235H132ZM140 236H141V235H140ZM134 237L137 238L136 236H134ZM138 237H139V236H138ZM116 238H117V237H116ZM140 238H141V237H140ZM113 239H114V238H113ZM126 240H127V239H126ZM137 240H138V239H136V241H137ZM11 242H13V241H11ZM100 242H101V241H100ZM101 243H102V242H101ZM97 244H99V243L97 242ZM103 244H104V243H103ZM101 245H102V244H101ZM104 245H105V244H104ZM10 246H11V244L9 245V247H10ZM100 248H102V247H100ZM95 250H96V249H95ZM35 260H37V259H36V257L33 258V256H32V257L29 256L28 259H26L25 256L20 257V258H18V259H8V258H6V259H5V262H6L5 264H46V262H44V261L39 260V263H38V262H36ZM55 260L58 261L59 259H55ZM55 260H54V262H53L52 264H58ZM60 260H61V259H60ZM91 260H92V259H91ZM63 261H64V260H63ZM78 261H79V259H78ZM78 261H77V262H78ZM80 261H82V260H80ZM80 261H79L78 263H82V264H83V262H80ZM65 262H68V261H65ZM65 262H64L63 264H68V263H69V262H68V263H65ZM72 262H73V261H72ZM75 262H76V261H75ZM61 263H62V261H61ZM61 263H60V264H61ZM94 264H95V263H94Z\"/></svg>",
  "mask_w": 264,
  "mask_h": 264
}]
</instances>
